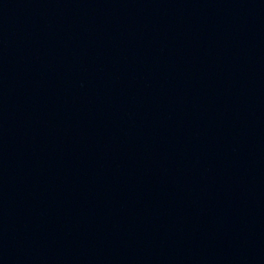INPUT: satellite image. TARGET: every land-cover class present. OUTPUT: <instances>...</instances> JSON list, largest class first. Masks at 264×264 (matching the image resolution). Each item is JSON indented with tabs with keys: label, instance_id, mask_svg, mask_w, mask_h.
I'll return each instance as SVG.
<instances>
[{
	"label": "water",
	"instance_id": "95a60500",
	"mask_svg": "<svg viewBox=\"0 0 264 264\" xmlns=\"http://www.w3.org/2000/svg\"><path fill=\"white\" fill-rule=\"evenodd\" d=\"M0 264H259L118 128L27 0H0Z\"/></svg>",
	"mask_w": 264,
	"mask_h": 264
}]
</instances>
